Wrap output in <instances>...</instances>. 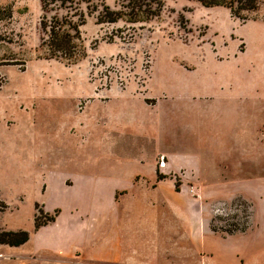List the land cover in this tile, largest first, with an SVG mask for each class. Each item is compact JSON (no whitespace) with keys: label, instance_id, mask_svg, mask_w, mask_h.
Instances as JSON below:
<instances>
[{"label":"rangeland","instance_id":"1","mask_svg":"<svg viewBox=\"0 0 264 264\" xmlns=\"http://www.w3.org/2000/svg\"><path fill=\"white\" fill-rule=\"evenodd\" d=\"M102 3L119 11L123 0L92 3L99 10H88L77 55L67 60L42 49L41 0H0V232L30 236L22 247L0 246V264H41L35 221L54 216L42 206L68 214L79 204L55 184L63 172L53 152L59 142L77 147L76 162L130 163L127 179L151 178L154 156H170L172 170L158 159L157 184L137 180L118 198L121 223L137 242L125 243L123 264H264V0L240 16L197 0H163L157 17L116 23H99ZM75 110L114 116L109 152L54 136L57 120ZM199 112L205 119L193 120ZM189 162L205 182L183 172ZM230 165L235 184L204 175ZM195 215L203 218L204 245L192 240Z\"/></svg>","mask_w":264,"mask_h":264},{"label":"crops","instance_id":"2","mask_svg":"<svg viewBox=\"0 0 264 264\" xmlns=\"http://www.w3.org/2000/svg\"><path fill=\"white\" fill-rule=\"evenodd\" d=\"M133 97L147 105L140 98ZM87 100H89V103L98 100L103 105V108L108 107L109 104H105L110 103V99L96 96H90ZM152 100H155V104L150 106L156 105L157 99ZM88 107L90 105H87ZM202 114L199 112L192 115L194 116L193 120L201 121L205 119ZM113 117L103 110L91 113L87 111L84 114L75 110L72 117H65L63 120L59 118L57 120L58 125L57 128H54L53 134L58 137H61V135L76 137V140L78 139L77 137H81L79 139L80 146L87 148L88 146L98 145L100 149L106 146L107 152H109V143H114L116 135L115 126L117 125H115ZM197 125L199 126L200 124L197 123ZM117 130L119 131L120 129ZM95 137L97 138L96 140ZM56 140L58 142L59 138ZM95 142H98V144H94ZM251 143L253 145L252 138ZM55 146L53 151L55 165L63 169V172L61 171L62 173L58 177L59 180H56L55 184H57L61 193L78 200L79 204L69 207V209L66 208L69 210L68 214L64 210L65 208H60L61 206L52 209V211L42 206V209L46 210L45 214L47 213L50 216L54 214L56 216L52 223L41 227L37 231V233H41V243H39L41 244V264L125 263V243L137 242L131 238L130 233L124 229L121 223L123 211L118 206V198L122 194L127 195L136 190L137 187L135 186L138 181H154L157 184L158 159L159 157L167 158L168 162L165 170H170L173 168L170 156L163 151L154 156V161L150 168L151 178L137 172L131 173V177L127 179L124 176L128 175L126 171H129L128 169L131 166L128 162L124 166H117L118 163L114 161L107 163L92 160L76 162L71 160V158L76 155L77 147L75 149L62 148L60 142ZM142 164H144V161ZM240 166L242 173L246 175L247 170L244 171L243 167H247V160L242 161ZM230 167L232 166L230 165L228 170L226 167L224 171H217L214 167L209 169V167L204 172V175L209 177L210 180L218 179L216 182L229 185L235 184L236 180H233L234 177L232 176V170L229 169ZM181 168L183 172L190 171L193 173L191 176L194 181L192 182L195 184L205 182L202 180L203 172L200 171L198 166L195 167V163L189 162L182 165ZM245 183L248 182L243 184ZM249 183H252V181H249ZM203 195L205 197L209 196L205 192H203ZM201 216H194L197 229L194 232L193 228H191L193 235L195 233L192 240L194 243H202L204 245L208 242L205 237L203 218ZM223 241L225 240L223 239Z\"/></svg>","mask_w":264,"mask_h":264},{"label":"trees","instance_id":"3","mask_svg":"<svg viewBox=\"0 0 264 264\" xmlns=\"http://www.w3.org/2000/svg\"><path fill=\"white\" fill-rule=\"evenodd\" d=\"M96 0H41L43 15L41 17V29L43 37L42 49L50 58H63L71 60L77 55V41L81 37L80 26L85 24L88 12ZM206 7L224 6L237 16L242 13L255 11L261 0H197ZM86 5L87 12L71 13L72 10L81 9ZM122 9L119 11L109 6L99 4L101 11L98 12L99 23H116L122 16H128L130 22L146 21L149 18L159 16L163 8V0H123ZM95 10H99L97 7ZM4 80L0 77V89ZM55 216L50 217L46 223L40 224L35 221V228L52 223ZM30 239L26 231H3L0 232V246L20 247Z\"/></svg>","mask_w":264,"mask_h":264},{"label":"built area","instance_id":"4","mask_svg":"<svg viewBox=\"0 0 264 264\" xmlns=\"http://www.w3.org/2000/svg\"><path fill=\"white\" fill-rule=\"evenodd\" d=\"M163 161H164V160H163ZM160 166H161V168H163V166H165V163H164V162H163V163H161V165H160Z\"/></svg>","mask_w":264,"mask_h":264}]
</instances>
